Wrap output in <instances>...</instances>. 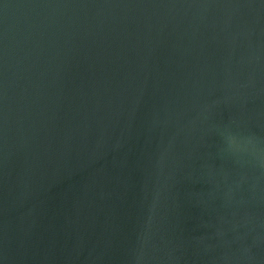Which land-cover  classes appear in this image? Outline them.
I'll return each mask as SVG.
<instances>
[{
	"label": "water",
	"instance_id": "1",
	"mask_svg": "<svg viewBox=\"0 0 264 264\" xmlns=\"http://www.w3.org/2000/svg\"><path fill=\"white\" fill-rule=\"evenodd\" d=\"M0 264H264V0H0Z\"/></svg>",
	"mask_w": 264,
	"mask_h": 264
}]
</instances>
